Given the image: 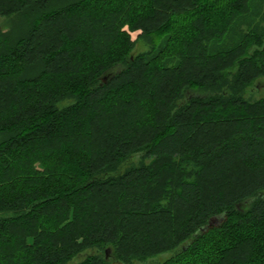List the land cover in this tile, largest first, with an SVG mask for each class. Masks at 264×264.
I'll use <instances>...</instances> for the list:
<instances>
[{
  "label": "trees",
  "instance_id": "trees-1",
  "mask_svg": "<svg viewBox=\"0 0 264 264\" xmlns=\"http://www.w3.org/2000/svg\"><path fill=\"white\" fill-rule=\"evenodd\" d=\"M0 18V264H264V0Z\"/></svg>",
  "mask_w": 264,
  "mask_h": 264
},
{
  "label": "rangeland",
  "instance_id": "rangeland-1",
  "mask_svg": "<svg viewBox=\"0 0 264 264\" xmlns=\"http://www.w3.org/2000/svg\"><path fill=\"white\" fill-rule=\"evenodd\" d=\"M3 21L2 18H0V23ZM130 36L133 38L135 36V32L134 33H130ZM145 49V45L141 42H137L134 46V51H140V50H144ZM257 84L260 86L258 87L257 89H255L254 91H252L250 93V96L252 98H257V97H261V96H264V78H260L258 81H257ZM130 160H133L135 161V157H131ZM167 254H160V255H157L153 258H148L146 260H143L141 262H138V263H134V264H151L153 262H156V261H162L166 258Z\"/></svg>",
  "mask_w": 264,
  "mask_h": 264
}]
</instances>
